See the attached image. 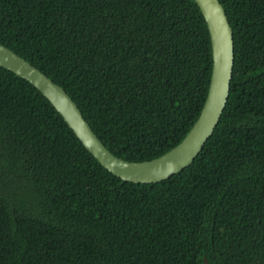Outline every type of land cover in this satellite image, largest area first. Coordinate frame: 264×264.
Segmentation results:
<instances>
[{"label": "trees", "instance_id": "trees-1", "mask_svg": "<svg viewBox=\"0 0 264 264\" xmlns=\"http://www.w3.org/2000/svg\"><path fill=\"white\" fill-rule=\"evenodd\" d=\"M221 1L235 46L227 105L194 162L157 183L110 172L0 65V264H264V0ZM0 44L132 162L186 138L213 73L197 0H0Z\"/></svg>", "mask_w": 264, "mask_h": 264}, {"label": "water", "instance_id": "water-1", "mask_svg": "<svg viewBox=\"0 0 264 264\" xmlns=\"http://www.w3.org/2000/svg\"><path fill=\"white\" fill-rule=\"evenodd\" d=\"M211 33L213 73L202 113L186 138L167 154L151 161L132 162L115 155L95 133L69 93L31 61L0 44V65L30 80L56 107L87 149L124 181L157 183L191 165L214 133L227 105L233 77L234 31L221 0H197ZM205 264H209L205 257Z\"/></svg>", "mask_w": 264, "mask_h": 264}]
</instances>
